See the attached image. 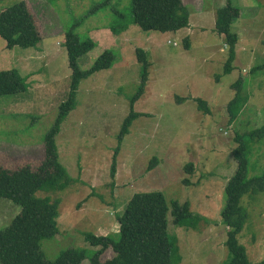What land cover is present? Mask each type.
I'll return each mask as SVG.
<instances>
[{"label":"rangeland","instance_id":"obj_1","mask_svg":"<svg viewBox=\"0 0 264 264\" xmlns=\"http://www.w3.org/2000/svg\"><path fill=\"white\" fill-rule=\"evenodd\" d=\"M16 1L1 0L0 11ZM28 1L44 35L41 43L31 49H7L0 38V71L17 69L30 84L26 93L0 99L2 168L30 166L36 171L44 159L43 139L54 124L58 106L67 99L72 75L63 47L64 33L73 29L80 40L91 38L97 44L78 58L81 71L91 69L107 51L114 55L111 69L80 82L76 107L55 139L58 161L75 182L62 192L36 194L61 199L59 234L41 243L45 258L54 261L71 248L97 250L85 242L83 233H118L117 215L131 197L160 191L168 206L172 201H188L192 214L199 218L194 227H178L167 216L178 263L224 264L228 229L221 212L227 181L236 170L232 158L235 136L264 122V72H250L264 64V0H232L240 18L232 24L239 42L234 71L229 75H224L229 45L215 31L216 13L228 0H196L199 11L209 13L210 22H198L199 16L188 7L191 25L170 34L145 32L136 26L131 0ZM199 24L206 29L196 28ZM186 38L189 50L185 49ZM137 49L145 51L149 61L148 80L133 107L140 118L123 140L113 177L111 164L119 147L118 136L141 84ZM240 77L248 103L230 125L227 106L236 93L231 86ZM176 99L187 102L178 105ZM198 99L208 105L210 115L199 111ZM154 158L157 162L148 170ZM188 164L193 165L191 171ZM263 171L264 142L254 143L248 154L247 177ZM240 205L248 217L237 239L245 247L248 261L259 264L264 260V194L247 193ZM20 211L14 202L0 198V229ZM113 257L109 249L101 259Z\"/></svg>","mask_w":264,"mask_h":264},{"label":"trees","instance_id":"obj_2","mask_svg":"<svg viewBox=\"0 0 264 264\" xmlns=\"http://www.w3.org/2000/svg\"><path fill=\"white\" fill-rule=\"evenodd\" d=\"M131 3L133 23L142 31L178 33L189 27L190 13L181 0H131ZM216 14L215 31L223 35L229 45L230 56L224 67V75H229L234 71L235 50L239 42V36L232 31V24L240 18V10L234 7L232 0H228L226 7L219 9ZM34 17L27 0H18L0 11V38L5 40L7 49H31L41 43L44 35ZM188 41L189 38H186V50L190 49ZM96 45L91 38L80 40L73 29L64 33L63 47L72 75L67 99L58 106L54 124L43 139L44 159L36 171L30 166L17 170H6L0 166V198L10 200L21 207L20 213L11 223L0 229L1 264H84L86 260L89 264H179L175 237L168 233L167 216L170 214L172 224L178 227H194L198 223L199 218L192 214L188 201H172L168 206L165 195L160 191L136 193L124 211L117 215L118 233L107 236L83 233L85 242L97 250L71 248L63 251L54 261L45 258L41 243L59 234L61 199L39 197L36 194L62 192L75 182L58 161L55 139L60 133L61 125L76 107V91L80 82L112 68L114 55L110 51L103 53L91 69L81 71L78 68V58L94 50ZM137 57L141 65V84L131 100L132 111L124 121L118 136L119 147L111 164L113 177L116 174L117 157L123 140L129 135L135 120L140 118L133 112V107L142 98L148 80L150 64L145 51L137 49ZM250 72H264V64L253 67ZM231 87L236 93L227 106L230 125L235 123L248 103V96L243 93L245 82L241 77ZM29 88L27 78L23 77L19 70L0 71V99L26 93ZM175 101L178 105L187 102L186 99ZM196 102L200 112L204 115L211 114L204 101L198 99ZM235 142L237 145L233 149L232 158L236 162V170L227 181L226 204L221 212L223 223L228 229L225 242L228 259L224 264H251L245 247L239 244L237 239L248 217L240 202L247 193L264 194V171L259 176L247 177L251 145L264 142V122L253 131L236 135ZM155 162L157 159L154 158L148 170L154 167ZM192 167V164L187 165L189 171ZM109 249L114 252V257L102 261V255ZM259 264H264V260Z\"/></svg>","mask_w":264,"mask_h":264},{"label":"crops","instance_id":"obj_3","mask_svg":"<svg viewBox=\"0 0 264 264\" xmlns=\"http://www.w3.org/2000/svg\"><path fill=\"white\" fill-rule=\"evenodd\" d=\"M28 1V0H27ZM181 1H183V3H184V5H185V7L188 9V7H192L193 9H194V11L196 12V14L199 16V17H197L198 18V22H202L203 23V25H204V22H206V21H208V22H210V16L208 17V15H209V13H208V15L206 16V12L205 11H202V12H200L199 11V9H198V2L196 1V0H181ZM29 2V1H28ZM200 5V4H199ZM200 10H202V9H200ZM188 12H189V10H188ZM190 13V12H189ZM191 16H192V14L190 13V24L189 25H191ZM196 15H193V18L195 17ZM196 28H199V29H201V30H205L206 29V27L205 26H201L200 24L199 25H197V27ZM168 34H170V33H168Z\"/></svg>","mask_w":264,"mask_h":264}]
</instances>
